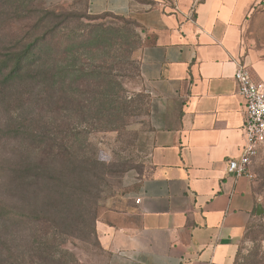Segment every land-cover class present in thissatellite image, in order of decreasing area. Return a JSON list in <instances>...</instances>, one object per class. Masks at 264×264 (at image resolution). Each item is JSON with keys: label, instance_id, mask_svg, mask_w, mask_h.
Masks as SVG:
<instances>
[{"label": "crops", "instance_id": "obj_1", "mask_svg": "<svg viewBox=\"0 0 264 264\" xmlns=\"http://www.w3.org/2000/svg\"><path fill=\"white\" fill-rule=\"evenodd\" d=\"M252 3L89 0L90 12L144 28L134 89L158 105L148 172L131 177L126 210L98 220L104 264H234L262 204L254 180L225 167L244 143L238 66L264 82V47L246 31Z\"/></svg>", "mask_w": 264, "mask_h": 264}, {"label": "trees", "instance_id": "obj_2", "mask_svg": "<svg viewBox=\"0 0 264 264\" xmlns=\"http://www.w3.org/2000/svg\"><path fill=\"white\" fill-rule=\"evenodd\" d=\"M101 16L144 30L130 18L111 12L94 14L89 4L88 12L80 16L63 8H40L33 0H0V102L5 104L9 116L0 128V141H20L0 162V171L7 177L3 184L29 207L21 213L13 208L15 204L6 205L0 218L14 226H40L31 235L32 248L18 251L20 257L28 255L25 264H80L78 257L61 245L60 238L67 220L64 201L85 193L78 186L80 176L88 173L86 164H91L85 146L90 131L85 125L99 131L102 115L107 114L112 102L125 110H135L139 104L133 96L128 99L122 90L109 93L108 86L122 88L115 72L128 62L134 65L133 76H139L137 52L143 40L128 50L119 42H107L111 30H123L82 20L93 21ZM108 49L112 54H108ZM134 95L151 105L149 95ZM36 103L44 107L45 113L36 116L29 112ZM67 189L70 195L65 196ZM87 203L90 207L86 214L93 213L95 218L90 234L95 235L99 246V218L95 216L98 207L90 199ZM257 218L264 233V213L249 223L246 232L255 227ZM240 257L238 250L235 264H239ZM259 258L257 264H263L264 252Z\"/></svg>", "mask_w": 264, "mask_h": 264}, {"label": "rangeland", "instance_id": "obj_3", "mask_svg": "<svg viewBox=\"0 0 264 264\" xmlns=\"http://www.w3.org/2000/svg\"><path fill=\"white\" fill-rule=\"evenodd\" d=\"M33 3L40 8L67 9L80 16L88 12V0H33ZM82 20L85 23L103 22L106 25L121 28L123 30L121 33L111 30V36L106 41L111 44L119 42V44L124 45L125 50L136 48L142 40V31L135 25L122 20L107 16H101L98 19H93V21ZM19 26L20 24H17V28ZM12 31L17 32V30ZM246 31L249 42L264 47V0H253ZM106 51L108 54H112L110 49ZM131 58H134V53L131 54ZM133 68L134 65L128 62L121 71L117 70L115 73L118 74L117 77L122 83V88L120 86L113 88L108 86V89L109 93H117L122 90L128 99L133 96L139 101L137 109L125 110L117 102H112L107 106L109 110L107 114L102 115L98 125L99 131L93 129L91 125H85L86 131H90L85 146L86 157L90 156L91 164H86L89 168L88 173L80 176L78 182V186L85 193L65 200L63 203L66 208L67 220L63 226L65 233L61 235L60 243L78 257L80 264H104L107 258L106 254L98 249L95 235L90 234L95 218L93 219V213L86 214L88 207H90L87 199L92 200V203L97 205L98 209L95 215L97 218L104 216L105 213L126 210L130 206V197L135 192V184L131 182V177L137 180L146 174L150 168L152 138L157 129L158 105L151 96V105L147 100L135 97L134 94L145 92L134 89L138 77L133 76ZM43 108L42 105L36 103V106L29 112L32 111L38 116L41 112L45 113ZM7 117L9 116L6 113L5 104L0 102V128ZM19 145L20 141L18 140L1 139L0 162L4 160L8 152ZM128 161L131 162L126 165L125 162ZM253 172L255 174L254 191L260 198L264 210V149L254 162ZM6 178L4 172L0 171V214L9 204H15L13 208L22 213V210L29 208L28 204L19 195H14L7 185L3 184ZM64 195H70V190L67 189ZM255 222V227L246 232L240 240L238 247L241 252L239 264H257L260 260L259 256L264 252V233H262L260 225L258 226L260 220L257 218ZM37 228L39 229L40 226L30 224L14 226L11 222L0 218V264H25L28 262V255L20 257L18 251L28 252L27 249L32 248L30 241L34 237L31 235ZM81 228H85L87 231L81 233L78 231ZM236 258L237 254L234 264ZM21 260L23 263H20Z\"/></svg>", "mask_w": 264, "mask_h": 264}, {"label": "built area", "instance_id": "obj_4", "mask_svg": "<svg viewBox=\"0 0 264 264\" xmlns=\"http://www.w3.org/2000/svg\"><path fill=\"white\" fill-rule=\"evenodd\" d=\"M235 78L246 112L244 143L240 156L226 160L225 167L228 174L254 180L253 165L264 148V82L254 81L243 65L238 66Z\"/></svg>", "mask_w": 264, "mask_h": 264}, {"label": "water", "instance_id": "obj_5", "mask_svg": "<svg viewBox=\"0 0 264 264\" xmlns=\"http://www.w3.org/2000/svg\"><path fill=\"white\" fill-rule=\"evenodd\" d=\"M263 212L264 210H263L262 204H260L258 208V215H261Z\"/></svg>", "mask_w": 264, "mask_h": 264}]
</instances>
